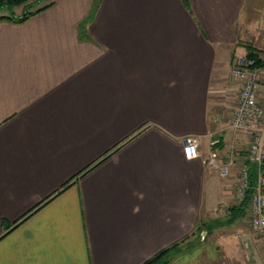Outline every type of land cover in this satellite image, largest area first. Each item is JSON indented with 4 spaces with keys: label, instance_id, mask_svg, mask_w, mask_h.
Masks as SVG:
<instances>
[{
    "label": "crops",
    "instance_id": "obj_1",
    "mask_svg": "<svg viewBox=\"0 0 264 264\" xmlns=\"http://www.w3.org/2000/svg\"><path fill=\"white\" fill-rule=\"evenodd\" d=\"M261 1L100 0L82 27L93 0H44L0 21V264H141L174 244L168 264H264L226 222L234 175L204 161L212 136L233 153L210 116Z\"/></svg>",
    "mask_w": 264,
    "mask_h": 264
},
{
    "label": "built area",
    "instance_id": "obj_2",
    "mask_svg": "<svg viewBox=\"0 0 264 264\" xmlns=\"http://www.w3.org/2000/svg\"><path fill=\"white\" fill-rule=\"evenodd\" d=\"M259 58L257 64L246 56L236 57L230 72L238 92L227 124L230 129L246 135L248 143L244 155L239 158L230 153L227 161H223L213 149L220 141L212 136L204 161L223 178L232 179L229 177L234 175L232 190L237 200L251 188L249 169L253 167L254 184L246 216L249 228L264 241V56L259 55ZM183 146L187 155L199 153L198 143L192 136L183 139ZM232 168H235L234 174Z\"/></svg>",
    "mask_w": 264,
    "mask_h": 264
},
{
    "label": "trees",
    "instance_id": "obj_3",
    "mask_svg": "<svg viewBox=\"0 0 264 264\" xmlns=\"http://www.w3.org/2000/svg\"><path fill=\"white\" fill-rule=\"evenodd\" d=\"M43 1L44 0H0V21H10L17 24L23 23L30 17L36 15L37 13H39L40 11H42L43 9L47 8L52 4V3L43 4ZM182 1L186 6V8H188L189 7L188 0H182ZM99 3L100 0H93L89 13L83 19L80 26L84 27L93 19L99 7ZM17 7H21L20 13H16V11L14 10ZM244 47L246 50L245 56L247 58H251L255 60V62L259 64L260 63L259 51L251 44H246L244 45ZM249 175H250L251 188L246 191L245 196L242 199H240L236 204L228 208V217L226 221L228 224L234 223L236 220L242 219L246 216V208L248 206V200L252 192V186L254 184L253 167H250ZM207 227L208 229L211 228L210 225ZM179 251H181L180 245L174 244L171 247L160 251L155 256L147 259L141 264H168Z\"/></svg>",
    "mask_w": 264,
    "mask_h": 264
},
{
    "label": "rangeland",
    "instance_id": "obj_4",
    "mask_svg": "<svg viewBox=\"0 0 264 264\" xmlns=\"http://www.w3.org/2000/svg\"><path fill=\"white\" fill-rule=\"evenodd\" d=\"M259 4L260 5L257 6L258 10L255 12H253V6H250L251 10H252V11L250 10V12H251V18L249 19L250 25H252V23H253V25L255 24L256 25L255 28H256L257 32H255L254 30L251 29L253 34L248 35L249 40H250L248 42L251 43L259 51V55L264 56V8L261 7V6H264V1L259 2ZM41 5H43V4H41ZM14 10L16 11V13H20L21 7H17ZM4 12H7V11H4ZM250 36H251V38H250ZM231 83H232L231 84L232 88L229 90V92L227 94V102H229L230 104H228V106L222 105L221 107L223 110L221 109L222 110L221 112L217 111L216 112L217 114L213 113L210 116L212 121L216 120L218 122L219 126H224L226 128L228 126L227 121H228L229 111L234 106V101H235V98H236L237 92H238L237 85L234 83L233 80L231 81ZM223 101H225V99H223ZM227 130H228V128H227ZM228 131H230V130H228ZM237 136L240 139L238 144L236 142H234V140ZM230 137H231V142L233 143L231 147L234 146L233 148H231V150L237 157H240L241 153H244V151L246 150L248 139H247L246 135H244L240 132H236L232 129L230 131ZM246 214H247V208H246ZM242 222H243V225L240 228L241 232H239V234H241L240 235L241 237L239 239H247L246 237H248L251 241H256L257 243L262 244V245H260V248L258 250H260V253L264 252V251H262V250H264V241H261V239L256 234H254L252 232V230L249 228L247 216H245L243 218Z\"/></svg>",
    "mask_w": 264,
    "mask_h": 264
}]
</instances>
